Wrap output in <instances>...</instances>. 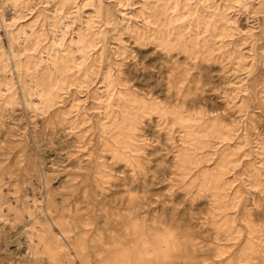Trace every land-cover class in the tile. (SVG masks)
Listing matches in <instances>:
<instances>
[{
    "label": "rangeland",
    "instance_id": "obj_1",
    "mask_svg": "<svg viewBox=\"0 0 264 264\" xmlns=\"http://www.w3.org/2000/svg\"><path fill=\"white\" fill-rule=\"evenodd\" d=\"M83 263L264 264V0H0V264Z\"/></svg>",
    "mask_w": 264,
    "mask_h": 264
},
{
    "label": "bare ground",
    "instance_id": "obj_2",
    "mask_svg": "<svg viewBox=\"0 0 264 264\" xmlns=\"http://www.w3.org/2000/svg\"><path fill=\"white\" fill-rule=\"evenodd\" d=\"M66 18V17H65ZM68 27V26H67ZM32 32V31H31ZM23 34V33H22ZM64 34V33H63ZM28 37V36H27ZM30 38V37H29ZM59 41V40H58ZM63 41V40H62ZM57 42V41H56ZM70 47V46H69ZM58 50V49H57ZM59 51V50H58ZM83 52V51H82ZM15 53V52H14ZM60 53V52H59ZM84 59V58H83ZM46 61V60H45ZM82 65V64H81ZM33 74V73H32ZM63 77V76H62ZM38 86H40V85H38ZM10 90V89H9ZM49 92V91H48ZM102 103V102H101ZM3 172V171H2ZM5 197V196H4ZM25 199V198H24ZM28 203V202H27ZM25 211H27L28 213H30V211H31V207L29 206V205H26L25 206ZM32 215V214H31ZM49 215V214H48ZM116 216V215H115ZM60 219V218H59ZM66 220V219H65ZM120 220V219H119ZM17 221V220H16ZM69 221V220H68ZM114 222V221H113ZM116 223V222H115ZM131 223H132V221H131ZM130 223V224H131ZM55 225V224H54ZM135 225V224H134ZM137 226V225H136ZM135 227V226H134ZM131 228V227H130ZM28 229V228H27ZM125 229V228H124ZM42 229H40V231H41ZM129 230V229H128ZM138 231V230H137ZM137 231L135 230V228H132L130 231H129V235L132 237V243H133V245L134 244H136V246H137V248H140V249H142V242H141V240H140V238L136 235L137 234ZM47 233V232H46ZM41 234V233H40ZM38 235V234H37ZM45 235V234H44ZM175 235V234H174ZM129 236V237H130ZM156 236V235H155ZM42 238V237H41ZM40 238V239H41ZM115 238V237H114ZM59 239V238H58ZM43 241V240H42ZM41 241V242H42ZM104 241V240H103ZM178 241V240H177ZM35 243V242H34ZM33 243V244H34ZM48 244H50V243H48ZM70 244V243H69ZM127 245L129 244L128 242L126 243ZM40 245V244H39ZM51 245V244H50ZM114 245H116V244H114ZM120 245H122V244H120ZM47 246V245H46ZM52 246V245H51ZM124 246H125V243H124ZM135 246V245H134ZM135 246V247H136ZM39 247H41V246H39ZM53 247V246H52ZM116 247V246H115ZM125 247H128V246H125ZM121 248H122V246H121ZM121 248H119V250L121 249ZM44 249H46L45 248V246H44ZM75 249V248H74ZM118 249V248H117ZM41 250V249H40ZM47 250V249H46ZM50 250H53V249H50ZM68 250V249H67ZM119 250H117V251H119ZM127 250V249H126ZM125 250V251H126ZM146 250V249H145ZM8 251V250H7ZM30 251V250H29ZM114 251H116V250H114ZM41 252V251H40ZM145 252L146 251H144V250H139L138 252H137V254L138 253H140V254H142V255H145ZM171 252V251H170ZM112 253V252H111ZM115 253H117V252H115ZM125 253H127V252H125ZM124 253V254H125ZM95 254V253H94ZM113 254V253H112ZM122 254H123V252H122ZM148 254V253H147ZM47 255V254H46ZM89 255V254H88ZM108 255V254H107ZM149 255V254H148ZM152 255V254H151ZM151 255H149V257L151 256ZM106 256V255H105ZM125 256V255H124ZM128 257V256H127ZM48 258V257H47ZM142 258H143V256H142ZM90 259H91V257H90ZM166 259H169V258H166ZM92 260H93V258H92ZM91 260V261H92ZM99 261V260H98ZM97 261V262H98ZM157 262V261H156ZM91 263V262H90ZM84 264V263H83ZM96 264V263H95Z\"/></svg>",
    "mask_w": 264,
    "mask_h": 264
}]
</instances>
